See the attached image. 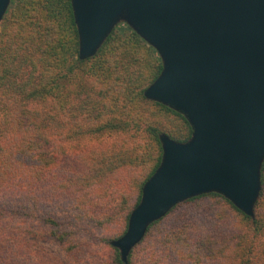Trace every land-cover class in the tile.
I'll return each mask as SVG.
<instances>
[{
	"label": "trees",
	"instance_id": "16d2710c",
	"mask_svg": "<svg viewBox=\"0 0 264 264\" xmlns=\"http://www.w3.org/2000/svg\"><path fill=\"white\" fill-rule=\"evenodd\" d=\"M163 64L129 25L79 58L71 0H10L0 21V264H264V161L252 216L218 192L124 236L161 137L187 143L183 113L144 96ZM37 239V240H36Z\"/></svg>",
	"mask_w": 264,
	"mask_h": 264
},
{
	"label": "water",
	"instance_id": "95a60500",
	"mask_svg": "<svg viewBox=\"0 0 264 264\" xmlns=\"http://www.w3.org/2000/svg\"><path fill=\"white\" fill-rule=\"evenodd\" d=\"M10 0H0V21ZM79 58L92 57L118 23L162 61L148 99L185 115L192 138L162 136V161L145 183L123 237L125 261L146 227L175 204L218 192L248 216L264 161V0H71Z\"/></svg>",
	"mask_w": 264,
	"mask_h": 264
},
{
	"label": "rangeland",
	"instance_id": "374dc122",
	"mask_svg": "<svg viewBox=\"0 0 264 264\" xmlns=\"http://www.w3.org/2000/svg\"><path fill=\"white\" fill-rule=\"evenodd\" d=\"M37 240V239H36ZM37 243L39 247L46 249L47 251L51 252L57 260L63 264H66L68 260L64 256V254L61 252V250L52 242H44L43 240H37Z\"/></svg>",
	"mask_w": 264,
	"mask_h": 264
}]
</instances>
